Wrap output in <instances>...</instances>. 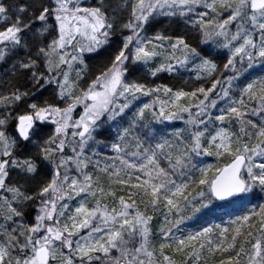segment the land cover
<instances>
[{
    "label": "snow or ice",
    "instance_id": "obj_1",
    "mask_svg": "<svg viewBox=\"0 0 264 264\" xmlns=\"http://www.w3.org/2000/svg\"><path fill=\"white\" fill-rule=\"evenodd\" d=\"M0 264H264V0H0Z\"/></svg>",
    "mask_w": 264,
    "mask_h": 264
},
{
    "label": "rangeland",
    "instance_id": "obj_2",
    "mask_svg": "<svg viewBox=\"0 0 264 264\" xmlns=\"http://www.w3.org/2000/svg\"><path fill=\"white\" fill-rule=\"evenodd\" d=\"M99 59V58H98ZM165 80H167V77H165ZM225 219H226V217H225Z\"/></svg>",
    "mask_w": 264,
    "mask_h": 264
}]
</instances>
